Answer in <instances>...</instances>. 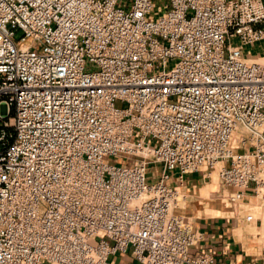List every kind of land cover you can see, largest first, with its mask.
Instances as JSON below:
<instances>
[{
  "label": "built area",
  "instance_id": "2783aa9c",
  "mask_svg": "<svg viewBox=\"0 0 264 264\" xmlns=\"http://www.w3.org/2000/svg\"><path fill=\"white\" fill-rule=\"evenodd\" d=\"M262 40L264 0H0V264H216L169 180L264 203Z\"/></svg>",
  "mask_w": 264,
  "mask_h": 264
},
{
  "label": "crops",
  "instance_id": "0c3cea01",
  "mask_svg": "<svg viewBox=\"0 0 264 264\" xmlns=\"http://www.w3.org/2000/svg\"><path fill=\"white\" fill-rule=\"evenodd\" d=\"M246 56L264 58V51ZM177 178L174 171L169 180V185L181 192L175 212L184 217L198 237L191 247L192 255L210 253L216 264H264V203L260 198L248 191L233 202L231 187L219 177H206L203 169L189 172L182 186ZM248 214H253V219H247ZM110 261L140 264L131 252H118Z\"/></svg>",
  "mask_w": 264,
  "mask_h": 264
},
{
  "label": "rangeland",
  "instance_id": "374dc122",
  "mask_svg": "<svg viewBox=\"0 0 264 264\" xmlns=\"http://www.w3.org/2000/svg\"><path fill=\"white\" fill-rule=\"evenodd\" d=\"M259 50H263L264 51V40L257 42L256 45H247V46H245L246 55L257 54V52ZM261 60H264V59L261 58ZM173 63H174V61H171L169 66L171 67L173 65ZM117 105L120 106V107H124L125 103L118 101ZM107 160L108 161H113V160H116V159H115V157L110 156V157H107ZM211 176L213 177L214 180L218 179V177H219V166H217L215 168V170L211 172V175L209 176V178H211ZM254 209H258V207H254Z\"/></svg>",
  "mask_w": 264,
  "mask_h": 264
},
{
  "label": "bare ground",
  "instance_id": "6f19581e",
  "mask_svg": "<svg viewBox=\"0 0 264 264\" xmlns=\"http://www.w3.org/2000/svg\"><path fill=\"white\" fill-rule=\"evenodd\" d=\"M255 59H260L261 60V58H257V57H254ZM264 59V58H263Z\"/></svg>",
  "mask_w": 264,
  "mask_h": 264
}]
</instances>
